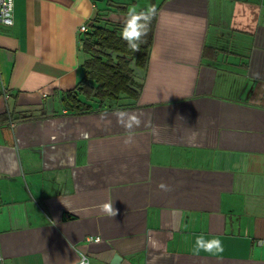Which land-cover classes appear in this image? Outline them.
<instances>
[{
  "label": "crops",
  "instance_id": "obj_1",
  "mask_svg": "<svg viewBox=\"0 0 264 264\" xmlns=\"http://www.w3.org/2000/svg\"><path fill=\"white\" fill-rule=\"evenodd\" d=\"M107 1L156 7L139 95L120 109L80 95L92 110L76 113L62 96L83 76L78 28ZM200 235L223 252L197 251ZM81 251L91 264H264V0H13L0 22V264Z\"/></svg>",
  "mask_w": 264,
  "mask_h": 264
},
{
  "label": "trees",
  "instance_id": "obj_2",
  "mask_svg": "<svg viewBox=\"0 0 264 264\" xmlns=\"http://www.w3.org/2000/svg\"><path fill=\"white\" fill-rule=\"evenodd\" d=\"M108 6L97 9L88 23V29L79 34L83 76L73 88L64 91L62 100L76 113L92 110V105L80 98L94 97L103 109H120L136 104L139 88L134 86V68H144L153 42L156 15L147 36L143 37L140 50L133 52L121 39L123 22L105 18L110 11L127 14L126 4L107 1ZM88 80H93L94 84Z\"/></svg>",
  "mask_w": 264,
  "mask_h": 264
},
{
  "label": "clouds",
  "instance_id": "obj_3",
  "mask_svg": "<svg viewBox=\"0 0 264 264\" xmlns=\"http://www.w3.org/2000/svg\"><path fill=\"white\" fill-rule=\"evenodd\" d=\"M156 7L149 6L143 11H138L135 6H130L127 10V15L123 19V28L121 30V39L127 42L128 47L133 52H138L140 50V44L142 43L143 37L147 36L149 27L152 19L156 15ZM127 114L124 112L118 113V122L121 123L123 127L127 130H132L133 127H139L141 125V120L135 115H128L127 120L124 117ZM126 140V143H129ZM161 187H164L161 185ZM100 209L103 213L109 217H115L117 215V209L113 206V201H108L100 205ZM147 242L150 247L157 248L158 241H156L151 234H148ZM99 243V240H97ZM196 249L197 251L203 250L209 253H221L223 252L222 242L218 239L211 241H205L203 235L196 238ZM78 264H89L88 258L86 256H81Z\"/></svg>",
  "mask_w": 264,
  "mask_h": 264
},
{
  "label": "built area",
  "instance_id": "obj_4",
  "mask_svg": "<svg viewBox=\"0 0 264 264\" xmlns=\"http://www.w3.org/2000/svg\"><path fill=\"white\" fill-rule=\"evenodd\" d=\"M0 22L4 24H12L13 22V0H0ZM88 23L89 22H83L82 24L79 25L78 30L80 33L88 29ZM3 92L5 93L4 90ZM81 256H86L88 258L89 264H91L88 255L82 251L78 253L77 260L73 264H78V261Z\"/></svg>",
  "mask_w": 264,
  "mask_h": 264
}]
</instances>
